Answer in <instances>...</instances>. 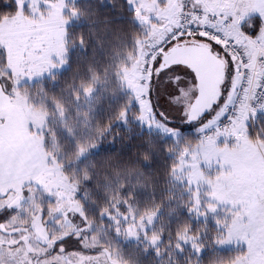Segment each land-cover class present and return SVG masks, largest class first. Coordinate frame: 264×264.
<instances>
[{"label": "snow or ice", "instance_id": "1", "mask_svg": "<svg viewBox=\"0 0 264 264\" xmlns=\"http://www.w3.org/2000/svg\"><path fill=\"white\" fill-rule=\"evenodd\" d=\"M0 264H264V0H0Z\"/></svg>", "mask_w": 264, "mask_h": 264}]
</instances>
